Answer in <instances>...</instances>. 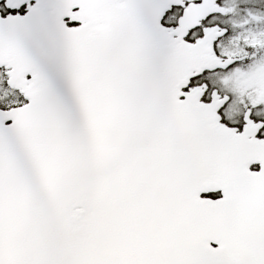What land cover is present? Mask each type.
<instances>
[{
	"label": "snow or ice",
	"instance_id": "6c2138e0",
	"mask_svg": "<svg viewBox=\"0 0 264 264\" xmlns=\"http://www.w3.org/2000/svg\"><path fill=\"white\" fill-rule=\"evenodd\" d=\"M0 264H264V0H0Z\"/></svg>",
	"mask_w": 264,
	"mask_h": 264
}]
</instances>
